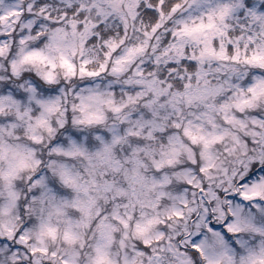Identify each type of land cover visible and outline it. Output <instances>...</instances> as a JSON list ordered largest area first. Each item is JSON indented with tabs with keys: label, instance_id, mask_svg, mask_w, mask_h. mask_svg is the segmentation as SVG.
<instances>
[{
	"label": "snow or ice",
	"instance_id": "1",
	"mask_svg": "<svg viewBox=\"0 0 264 264\" xmlns=\"http://www.w3.org/2000/svg\"><path fill=\"white\" fill-rule=\"evenodd\" d=\"M0 264H264V0H0Z\"/></svg>",
	"mask_w": 264,
	"mask_h": 264
}]
</instances>
